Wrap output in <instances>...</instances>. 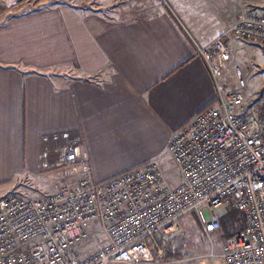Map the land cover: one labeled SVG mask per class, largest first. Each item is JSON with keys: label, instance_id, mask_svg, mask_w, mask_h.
I'll use <instances>...</instances> for the list:
<instances>
[{"label": "crops", "instance_id": "1", "mask_svg": "<svg viewBox=\"0 0 264 264\" xmlns=\"http://www.w3.org/2000/svg\"><path fill=\"white\" fill-rule=\"evenodd\" d=\"M37 2L0 22V196L49 194L71 177L43 166L63 133L88 156L77 174L99 183L160 162L171 138L215 102L196 44L246 7L264 13V1L249 0Z\"/></svg>", "mask_w": 264, "mask_h": 264}, {"label": "built area", "instance_id": "2", "mask_svg": "<svg viewBox=\"0 0 264 264\" xmlns=\"http://www.w3.org/2000/svg\"><path fill=\"white\" fill-rule=\"evenodd\" d=\"M229 35L264 47V13L246 7L217 37L196 44L216 94L214 104L168 144L180 180L170 185L163 166L149 161L102 183L72 175L39 198L1 195L0 264H151L150 249L163 255L160 242L181 229L184 214L193 211L211 237L220 227L216 209L223 206L242 212L244 224L222 241V263L264 264V87L247 99L220 81L230 58ZM58 139L63 144L52 150L57 157L43 166L57 174L86 170L89 159L79 138L53 136ZM92 234L106 241L80 256L76 247Z\"/></svg>", "mask_w": 264, "mask_h": 264}, {"label": "rangeland", "instance_id": "3", "mask_svg": "<svg viewBox=\"0 0 264 264\" xmlns=\"http://www.w3.org/2000/svg\"><path fill=\"white\" fill-rule=\"evenodd\" d=\"M60 1L64 0H51L49 3L52 4L53 2ZM124 5L130 10L128 1ZM37 6H42L37 0H21L20 2L1 1L0 22L8 16L32 10ZM258 9L264 12V2L262 5H258ZM228 39L227 48L230 58L221 67L222 75L220 81L228 90L240 91L245 94L247 99H250L264 87V47L260 43L246 41L232 35H229ZM157 163H161L163 166L165 177L170 185L180 180L179 170L174 166L169 151ZM67 172L75 176H78L77 172L79 173L77 169H70ZM68 173L64 177H68ZM44 190H47L46 186ZM29 191L30 193L25 192L21 194L30 198H38L46 194L43 190ZM229 210H232L231 207L223 206L216 209V212L221 216ZM236 218L234 217L229 221L228 230H231L233 226L239 229L240 221ZM221 236L222 231H218V233L213 234L211 237L205 236L201 231L195 213L193 211L188 212L181 219V229L165 241L170 247H180V253H184V257L179 260H172L171 257H168L165 261H162L160 255L156 254L155 250L150 249L149 256L152 258L150 262L151 264H223L217 255L222 243ZM105 241L106 239L102 234L99 236L92 234L76 247V251L80 256L87 255ZM212 244L213 247L211 248Z\"/></svg>", "mask_w": 264, "mask_h": 264}, {"label": "trees", "instance_id": "4", "mask_svg": "<svg viewBox=\"0 0 264 264\" xmlns=\"http://www.w3.org/2000/svg\"><path fill=\"white\" fill-rule=\"evenodd\" d=\"M249 1H264V0H249ZM234 217H237L236 219L240 221L238 228L241 229L244 224V216L242 212H240L239 210L232 209V210H229L228 212L226 211L221 216L219 215V225H220L219 231H222V236H221L222 238L220 237L222 241H224L228 236H230L231 234L239 230L235 228L234 226L231 230L230 229L228 230L229 221ZM160 246L164 251L163 255L160 256L162 261H165L166 258L168 257H171L172 260H179L184 257V253H180V250H179L180 247H177V246L170 247L166 244V242L164 243V241L160 242Z\"/></svg>", "mask_w": 264, "mask_h": 264}]
</instances>
